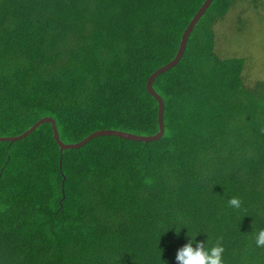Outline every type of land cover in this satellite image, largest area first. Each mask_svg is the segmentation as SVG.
I'll return each mask as SVG.
<instances>
[{"label": "trees", "instance_id": "1", "mask_svg": "<svg viewBox=\"0 0 264 264\" xmlns=\"http://www.w3.org/2000/svg\"><path fill=\"white\" fill-rule=\"evenodd\" d=\"M204 1L0 0V137L46 116L67 144L156 134L147 80ZM233 2L212 0L154 79L159 139L61 151L44 122L0 141V264H175L197 233L223 245L224 264H264L252 231L264 227V80L247 84L245 59L215 50Z\"/></svg>", "mask_w": 264, "mask_h": 264}, {"label": "rangeland", "instance_id": "2", "mask_svg": "<svg viewBox=\"0 0 264 264\" xmlns=\"http://www.w3.org/2000/svg\"><path fill=\"white\" fill-rule=\"evenodd\" d=\"M220 57H243L247 84L264 80V0H234L215 27Z\"/></svg>", "mask_w": 264, "mask_h": 264}, {"label": "water", "instance_id": "3", "mask_svg": "<svg viewBox=\"0 0 264 264\" xmlns=\"http://www.w3.org/2000/svg\"><path fill=\"white\" fill-rule=\"evenodd\" d=\"M211 1L212 0H205L202 3L200 8L194 14L193 18L190 20V22L187 25V27L184 29V31L182 33V36H181V40H180V43H179L178 50H177L174 58L170 62H168L164 66L160 67L155 72H153L151 74V76L147 80V88H148L149 92L158 101L159 131L156 134H153V135H150V136H146V135H138V134H133V133H129V132H124V131H120V130L103 129V130L94 131L93 133L89 134L87 137H85L84 139H82L81 141H79L77 143H68L67 144V143H64L59 138V133H58V129H57L55 120L52 117L46 116V117H43V118L39 119L37 122H35L30 128H28L22 134H19L17 136H3V137H0V141H7V140L8 141H14V140H17V139H21V138L25 137L26 135H28L29 133H31L40 124H42L44 122H50L52 124V128H53V131H54V138H55L56 142L58 143L61 151L64 150V149H69V148H80L81 146H83L85 143H87L91 139H93V138H95L97 136H102V135H116V136L123 137V138H126V139H132V140H138V141H151V140L159 139L164 133V122H163L164 102H163L162 97L154 90L153 81L159 74H161V73L165 72L166 70L170 69L171 67H173L179 61V59L182 56V54L184 52V49L186 47L187 39H188V36H189L190 32L192 31V29H193L194 25L196 24L197 20L200 18V16L204 13L206 8L209 6Z\"/></svg>", "mask_w": 264, "mask_h": 264}, {"label": "clouds", "instance_id": "4", "mask_svg": "<svg viewBox=\"0 0 264 264\" xmlns=\"http://www.w3.org/2000/svg\"><path fill=\"white\" fill-rule=\"evenodd\" d=\"M227 203L228 206L234 210H240L243 206L241 199L237 196L229 198ZM181 228L187 230V228L181 224L179 230H175L177 234L180 232ZM252 231L254 234L255 247L264 248V227H257ZM197 234L187 235V242L176 249L174 257L175 264H224L223 255L225 249L223 245L219 242L214 244L209 243L207 233L204 240H197Z\"/></svg>", "mask_w": 264, "mask_h": 264}]
</instances>
